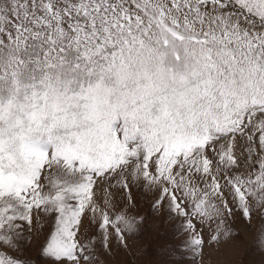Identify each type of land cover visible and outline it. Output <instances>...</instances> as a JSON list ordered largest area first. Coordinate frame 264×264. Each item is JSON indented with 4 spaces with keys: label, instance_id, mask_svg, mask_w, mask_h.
<instances>
[{
    "label": "snow or ice",
    "instance_id": "6c2138e0",
    "mask_svg": "<svg viewBox=\"0 0 264 264\" xmlns=\"http://www.w3.org/2000/svg\"><path fill=\"white\" fill-rule=\"evenodd\" d=\"M133 189L194 257L264 247V0H0V264L127 250Z\"/></svg>",
    "mask_w": 264,
    "mask_h": 264
},
{
    "label": "rangeland",
    "instance_id": "374dc122",
    "mask_svg": "<svg viewBox=\"0 0 264 264\" xmlns=\"http://www.w3.org/2000/svg\"><path fill=\"white\" fill-rule=\"evenodd\" d=\"M133 192L139 213L149 218L148 225L129 240L127 250L113 252L102 264H264V247L252 242L260 227L259 220L253 222L239 249L229 245L205 247L202 257H194L177 236L179 226L163 216H157L150 206V198L137 189ZM154 220L158 221L156 228L152 227ZM26 255L31 257L30 264H48L49 258L39 255L35 248Z\"/></svg>",
    "mask_w": 264,
    "mask_h": 264
}]
</instances>
